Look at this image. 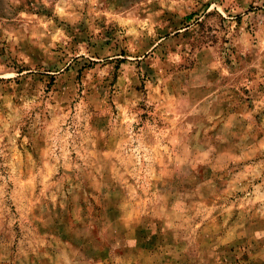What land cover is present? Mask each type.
<instances>
[{
    "label": "rangeland",
    "instance_id": "rangeland-1",
    "mask_svg": "<svg viewBox=\"0 0 264 264\" xmlns=\"http://www.w3.org/2000/svg\"><path fill=\"white\" fill-rule=\"evenodd\" d=\"M0 264H264V0H0Z\"/></svg>",
    "mask_w": 264,
    "mask_h": 264
}]
</instances>
